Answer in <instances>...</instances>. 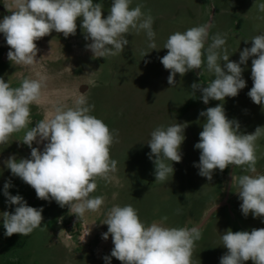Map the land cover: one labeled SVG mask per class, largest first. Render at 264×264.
<instances>
[{
    "label": "rangeland",
    "instance_id": "374dc122",
    "mask_svg": "<svg viewBox=\"0 0 264 264\" xmlns=\"http://www.w3.org/2000/svg\"><path fill=\"white\" fill-rule=\"evenodd\" d=\"M12 3L13 0H0L5 16L11 12L4 4ZM93 3L103 5L106 18L113 0H93ZM259 3L264 0H132L130 8L142 4V11L154 18L156 49L148 46L145 32L131 31L126 35L129 44L124 51L107 58H93L86 48L91 41L85 39L80 27L82 17L77 19L74 36L65 38L62 33L53 31L36 41L38 62L32 66H19L8 60L9 46L0 33V77L11 87H19L24 78H45L40 104L30 106L31 123L26 129L13 133L7 144L0 145V213H12L16 207L9 205L3 194L5 182L10 181L9 193L21 195L31 207H42L43 221L28 236L7 237L0 215V264H108L104 257L111 256L114 245L111 236L102 239L108 228L103 222L114 205L133 206L145 226L152 222L177 228L202 225L201 238L195 241L193 248L192 264H220V258L227 252L221 237L227 230L250 232L264 228V217L254 218L251 213L245 217L240 209L242 201L236 193L237 180L241 175H253L244 170L246 165H230L223 172L217 169L211 181L200 176L194 166L200 157V150L194 145L199 142V133L206 121V117L199 114L221 103L210 99L205 104L202 92L197 89L193 95L191 89L193 83L207 87L214 79L206 68V52L202 69L189 71L183 77L177 74L173 86L167 82L170 71L160 63V58L167 54L168 50L163 47L171 34L209 21L212 26L205 49L217 33L227 34L224 48L231 61L239 62L240 52L252 46L251 41L245 43L244 40L264 35V12L253 6ZM145 53L148 54L144 56ZM254 58L249 57L246 64L241 65L246 87L236 97H226L223 101L227 117L236 120L244 134L264 126V109L248 96L253 86L251 62ZM224 63L221 62L222 66ZM79 95H84L87 103L94 105L91 115L101 119L110 130H118V142L110 149L111 158L118 163L117 171L112 174L114 179L110 183L98 179L96 190L90 194L105 197L100 211H88L77 220L67 206L62 208L54 200L38 199L35 190L13 176L4 161L13 155L17 160L30 158L31 149L21 142L26 132L35 127L37 121L54 114L57 106H73ZM176 123L187 124L181 145L182 160L173 162V176L164 182H155L154 157L149 159L151 150L147 142L156 127ZM45 143L47 141L34 142L33 147L43 151ZM256 149L257 173L264 174V136L256 141ZM230 176L234 179L228 206L216 211L204 223L210 210L227 197ZM164 216L168 219L161 221ZM110 264L122 262L111 257ZM244 264L253 262L249 260Z\"/></svg>",
    "mask_w": 264,
    "mask_h": 264
},
{
    "label": "clouds",
    "instance_id": "9594fccd",
    "mask_svg": "<svg viewBox=\"0 0 264 264\" xmlns=\"http://www.w3.org/2000/svg\"><path fill=\"white\" fill-rule=\"evenodd\" d=\"M131 2L113 0L106 18L103 5L93 0H13L11 5L4 4L11 12L0 20V33L9 46L7 58L19 66L36 64L39 51L36 41L53 31L62 33L65 38L74 36L77 19L81 17L80 27L85 39L91 41L86 48L93 58L122 53L129 44L126 35L131 31L145 32L148 46L156 49L154 18L142 11V4L130 8ZM253 6L264 12V3ZM211 26L209 21L171 34L163 47L168 50L167 54L160 58V63L170 71L167 82L173 86L177 74L183 77L189 71L202 69L206 52V68L214 79L207 87L193 83L191 89L193 95L197 89L202 92L205 104L210 99L221 103L199 114L206 117V121L199 133V142L194 145L200 150L199 163L194 166L199 169L200 176L211 181L217 169L223 172L230 165H246L244 170L253 175H241L237 180L239 190L236 193L242 201L240 209L245 217L251 213L254 218H261L264 217V174L257 173L256 169V141L264 136V126H258L250 134L241 133L240 124L227 117L223 101L226 97H236L246 87L241 65L246 64L249 57H255L251 62L253 86L248 96L264 109V35L244 40L245 43L251 41L252 46L244 48L239 62H235L229 59L224 48L227 34L217 33L205 49ZM222 61L225 62L223 66ZM44 80L42 76L24 78L19 87H11L0 77V145L7 144L13 133L26 129L31 123L30 106L40 104ZM93 108L84 95L77 96L73 106H57L54 114L37 121L23 136L21 142L31 149L30 158L17 160L13 155L4 161L13 176L35 190L38 199L54 200L62 208L67 206L77 220L88 211H100L105 197H91L90 194L96 190L98 179L110 183L114 179L112 174L117 171L118 162L111 158L110 149L118 142V130H110L101 119L91 115ZM186 127V123L160 125L151 132L147 145L151 150L149 159L154 157L155 182H164L173 176V162H181ZM44 141L47 143L43 151L33 147L34 142ZM233 179L232 176V183ZM10 187L11 182H5L3 194L7 203L16 207L12 213H0L4 235L28 236L41 226L43 208L29 206L19 194L11 195ZM167 219L164 216L161 221ZM103 224L108 228L102 239L111 236L114 245L111 256L104 257L108 264L111 257L122 264H192L195 241L201 238L200 226L165 227L162 222L145 226L131 205L111 207ZM221 239L227 252L220 258V264H244L249 260L253 264H264V228H254L250 232L229 229Z\"/></svg>",
    "mask_w": 264,
    "mask_h": 264
},
{
    "label": "water",
    "instance_id": "95a60500",
    "mask_svg": "<svg viewBox=\"0 0 264 264\" xmlns=\"http://www.w3.org/2000/svg\"><path fill=\"white\" fill-rule=\"evenodd\" d=\"M231 183H232V177L230 176V183H229V186H228V193H227V197L224 199V201L219 204L218 206H216L215 208H212L210 210V212L207 214V217L205 218L204 220V223L216 212L218 211L219 209L223 208V207H226L228 206V199H229V190L231 188ZM202 225H200L201 227Z\"/></svg>",
    "mask_w": 264,
    "mask_h": 264
},
{
    "label": "flooded vegetation",
    "instance_id": "af4514ba",
    "mask_svg": "<svg viewBox=\"0 0 264 264\" xmlns=\"http://www.w3.org/2000/svg\"><path fill=\"white\" fill-rule=\"evenodd\" d=\"M5 16V11L3 10L2 5L0 4V17Z\"/></svg>",
    "mask_w": 264,
    "mask_h": 264
},
{
    "label": "trees",
    "instance_id": "16d2710c",
    "mask_svg": "<svg viewBox=\"0 0 264 264\" xmlns=\"http://www.w3.org/2000/svg\"><path fill=\"white\" fill-rule=\"evenodd\" d=\"M19 264H21V263H19Z\"/></svg>",
    "mask_w": 264,
    "mask_h": 264
}]
</instances>
